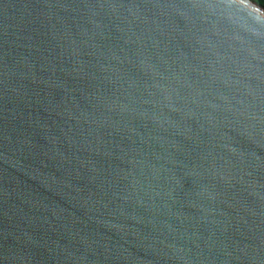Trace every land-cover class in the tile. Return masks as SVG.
<instances>
[{"label": "water", "instance_id": "water-1", "mask_svg": "<svg viewBox=\"0 0 264 264\" xmlns=\"http://www.w3.org/2000/svg\"><path fill=\"white\" fill-rule=\"evenodd\" d=\"M0 264H264V6L0 0Z\"/></svg>", "mask_w": 264, "mask_h": 264}, {"label": "trees", "instance_id": "trees-1", "mask_svg": "<svg viewBox=\"0 0 264 264\" xmlns=\"http://www.w3.org/2000/svg\"><path fill=\"white\" fill-rule=\"evenodd\" d=\"M253 1H255V2H257V3H259V4L264 6V0H253Z\"/></svg>", "mask_w": 264, "mask_h": 264}]
</instances>
